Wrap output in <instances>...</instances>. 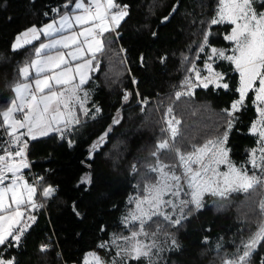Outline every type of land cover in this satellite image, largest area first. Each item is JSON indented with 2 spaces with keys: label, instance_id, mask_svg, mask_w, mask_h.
I'll use <instances>...</instances> for the list:
<instances>
[{
  "label": "trees",
  "instance_id": "obj_1",
  "mask_svg": "<svg viewBox=\"0 0 264 264\" xmlns=\"http://www.w3.org/2000/svg\"><path fill=\"white\" fill-rule=\"evenodd\" d=\"M76 0H0V113L11 103L12 88L24 81L21 69L34 56L36 43L12 48L16 36L71 12ZM124 18L104 37L93 58L87 110L67 142L55 134L26 148L29 171L43 176L35 187L31 225L15 243L0 247L11 264H80L87 253L115 255L112 241L142 230L160 245L149 257L127 264H225L237 259L264 221V184L227 196L206 195L175 223L153 216L127 223L132 198L153 181L150 168L172 166L186 154L228 133L230 160L252 173L248 159L258 145L250 132L257 113L251 90L238 109L239 76L223 58L231 26L213 24L219 0H115ZM254 8L264 12V0ZM95 10V9H94ZM223 75L220 86L184 91L199 77ZM166 117L176 123L168 139ZM70 127V126H69ZM101 144H97L99 141ZM8 140L0 118V154ZM14 151V149H11ZM48 168V171H45ZM57 189L42 198L45 188ZM45 245L44 249L40 247ZM264 264V237L248 258Z\"/></svg>",
  "mask_w": 264,
  "mask_h": 264
},
{
  "label": "rangeland",
  "instance_id": "obj_2",
  "mask_svg": "<svg viewBox=\"0 0 264 264\" xmlns=\"http://www.w3.org/2000/svg\"><path fill=\"white\" fill-rule=\"evenodd\" d=\"M256 1L260 0H219L212 21L231 26L224 36L231 43L230 53L223 58L239 76L238 99L232 109H238L251 90L254 93L257 117L250 132L257 136L258 145L248 159L252 173L230 160L226 133L192 152L177 154L172 166L150 168L148 172L154 170L155 178L142 186L140 195L132 198L127 223L141 224L155 215L175 223L190 205L200 207L206 195L223 197L244 192L256 183L264 184V12L255 10ZM86 6L94 7L97 12H85ZM124 16L115 0H76L71 13L18 34L12 43L13 49L37 42L31 64L25 67L26 74L33 78L12 88L11 103L0 113L6 131L16 134L24 130L28 136L38 137V132L49 135L61 125L76 124L78 116L87 110L89 100V92L82 90L81 93L78 89L89 82L93 58L103 49L104 37L117 28ZM222 76L208 72L207 76L188 82L183 89L217 87L222 85ZM29 92L36 94L32 102L26 101ZM176 125L171 117H166L168 139L159 145L160 149L170 142ZM12 152L0 154V213L14 212L23 217V209L33 207L36 192L27 178L29 165L25 150ZM263 237L264 221L245 243L240 256L225 264H249V256ZM160 243L154 234L139 229L124 238L113 239L115 255L102 258L96 253H87L80 264H127L128 258L149 257Z\"/></svg>",
  "mask_w": 264,
  "mask_h": 264
},
{
  "label": "crops",
  "instance_id": "obj_3",
  "mask_svg": "<svg viewBox=\"0 0 264 264\" xmlns=\"http://www.w3.org/2000/svg\"><path fill=\"white\" fill-rule=\"evenodd\" d=\"M86 7H85V10H84L85 12L94 13V14H95V12H97L96 9L93 12L87 11ZM103 7L106 9L105 5ZM120 9L124 11V8H120ZM110 15H109V17H110ZM30 64H31V62H30ZM30 64L28 66H25V67L28 68L30 66ZM25 67H23L21 69L22 78L24 79V82H25V80H30V79L33 78V77L28 76L26 74V68ZM90 80H91V78H90ZM51 85L57 86L56 84H51ZM86 85H83L78 90H80V92L82 90L86 91V89H84ZM57 87H59V86H57ZM35 96H36V94L34 93V95L30 99H28V95H27L26 96V101L27 102H32V100L34 99ZM18 116H19V113H18ZM20 116L21 117L23 116V112H22V114ZM69 126L71 127V125L66 124V125H61L59 127L63 128V127H69ZM2 128L4 129V131L6 133L7 140H8L6 151L11 153L10 149H14L12 154H14L15 151H23V150H25L27 148V146L29 145V143L31 141H33V140L42 139V138H45V137H47L49 135L55 134V131H53V133H51L49 135L46 134V133H43L41 131V132H38V135H39L38 137H30V136H28L26 134V132L24 130L22 131L24 133L17 132L16 134H12L11 132H9V133L7 132L8 129L5 126L3 127V124H2ZM6 129H7V131H6ZM17 134H18V136L16 137L15 135H17ZM31 223H32V220L25 219L24 216L23 217H19L17 214H14V212L0 213V247L9 239L12 242L17 243L20 240L22 234L31 225ZM0 264H11V261L4 260V259L0 258Z\"/></svg>",
  "mask_w": 264,
  "mask_h": 264
},
{
  "label": "built area",
  "instance_id": "obj_4",
  "mask_svg": "<svg viewBox=\"0 0 264 264\" xmlns=\"http://www.w3.org/2000/svg\"><path fill=\"white\" fill-rule=\"evenodd\" d=\"M87 11H90V12H93L94 11V7H87L86 8ZM109 13H108V17H109ZM34 94L32 92H29V95H28V99H30ZM71 129L72 127H63L61 129H58L56 132H55V135L67 142L69 140V134L71 132ZM10 151L12 152V150L10 149ZM25 156H26V149H25ZM45 171L47 172L48 171V168H45ZM151 174L154 173V170L150 171ZM28 177L30 179H32L31 181L33 182V184L35 185L36 188H38L40 186V183L42 182L43 180V176L41 175H37L35 174V172L33 171H29L28 173ZM55 189H57V186L54 185L52 187H47L45 188V191L44 193L41 194V197L44 198V197H47L48 195H50V192H53ZM44 210V206L41 202H36L33 207L31 209H28V208H24L23 211H24V217L25 219H29L30 216L33 214V213H38L40 211ZM41 249H44L45 248V245H42L40 247Z\"/></svg>",
  "mask_w": 264,
  "mask_h": 264
},
{
  "label": "bare ground",
  "instance_id": "obj_5",
  "mask_svg": "<svg viewBox=\"0 0 264 264\" xmlns=\"http://www.w3.org/2000/svg\"><path fill=\"white\" fill-rule=\"evenodd\" d=\"M95 9V8H94Z\"/></svg>",
  "mask_w": 264,
  "mask_h": 264
}]
</instances>
